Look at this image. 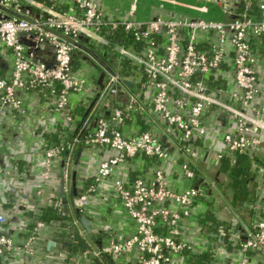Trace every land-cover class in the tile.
Masks as SVG:
<instances>
[{"label":"built area","instance_id":"1","mask_svg":"<svg viewBox=\"0 0 264 264\" xmlns=\"http://www.w3.org/2000/svg\"><path fill=\"white\" fill-rule=\"evenodd\" d=\"M129 1L126 14L114 17L106 15L96 0H0V6L4 8H0V54L10 62V65L0 64V109L16 112L22 109L23 93L48 90L55 99L47 111L71 124L77 118L70 111L73 96H77L75 102L85 103L93 95L73 142L115 151V155L99 163L94 183L77 195L74 207L82 215H88L92 210L90 194L98 183H108L131 220L133 232L120 238L109 237L99 245L92 243L93 246L70 254L67 264H83L102 256L117 260L125 258L132 264H187L186 253L194 251L192 243L184 238L186 224L194 219L193 206L202 198L206 188L216 186L205 181L182 190L170 187L161 168L168 151L160 139L151 130L138 131L133 135L124 132L126 122L134 118L135 111L154 113L164 122L161 134L171 138L177 150L174 164L190 180L196 178V172L191 168L194 162L189 148L183 143L205 135V114L210 104L226 109L236 126L233 134L223 135L226 152L219 154V158L230 156L233 162L235 152L257 146L260 141L258 134L264 131V121L260 117L262 110L251 106L256 93V77L254 52L248 40L249 36L264 34V2L259 4L258 18L249 14L248 5L234 12L228 7L227 0H217L230 17L227 21L162 17L142 21L133 17L138 0ZM157 1L160 5L170 3L205 10L203 6L178 0ZM118 29L130 32L140 42V48L133 49L106 34ZM52 31L80 43L82 37H87L119 58L135 64L146 75L140 90L134 92L123 81L127 76L136 83L138 77L123 75L110 67L114 74L103 69L106 77L94 96V68L81 61L82 64L75 69L73 50L76 47ZM198 31L212 32L216 37L208 50H200L196 46ZM162 33L165 43L163 50L157 52L154 35ZM183 34L187 40L182 47L180 36ZM227 42L232 47L233 78L241 90L240 94L230 96L231 100L238 101L237 105L214 97L203 82V77L222 67ZM43 47L49 48L51 61L40 56ZM141 95L147 96L149 108L143 104ZM110 96L116 99L124 96L127 101L121 107L112 106L114 103L109 101ZM115 104L120 105V101ZM100 107L111 108L110 118L92 120ZM85 131L87 133L80 138ZM172 131L176 132L175 138L171 136ZM60 151L56 146L43 148L44 178H48ZM140 155L147 157L154 166L149 178L137 176L123 181L112 177L116 166ZM179 157L183 161H179ZM67 171L66 167L65 176ZM35 194L39 197L41 189ZM4 223L5 217L0 213V264L18 248L23 254L24 264H29L28 258L35 251L38 232L45 223L33 219L21 246L15 245L2 232ZM76 224L79 225L78 222ZM218 235L217 243H225L226 231L220 228ZM229 238L237 240L232 249L237 254L235 264H264V219L253 221L241 236L230 232ZM208 247L214 251L212 246Z\"/></svg>","mask_w":264,"mask_h":264},{"label":"crops","instance_id":"2","mask_svg":"<svg viewBox=\"0 0 264 264\" xmlns=\"http://www.w3.org/2000/svg\"><path fill=\"white\" fill-rule=\"evenodd\" d=\"M108 16L121 17L129 10V0H96ZM180 2L194 4L202 9H193L185 6L164 3L160 5L157 0L146 3L145 11L136 15L137 20L147 21L152 18H203L216 21H227L230 17L224 13L217 0L197 1L178 0ZM251 0H227L228 7L234 11H240L242 5H248ZM264 2V0H260ZM145 4V3H144ZM148 6V7H147ZM196 39L202 47H209L216 37L212 32L198 31ZM255 60L253 70L256 77V93L251 106L262 110L260 117L264 121V36L252 39ZM40 56L46 61L52 60L49 48L43 47ZM224 63L214 75L217 79V89L220 91H209L214 97L227 103L238 104L237 100H231L232 94H240L241 90L233 78L232 47L227 42L224 45ZM0 54V64L10 65L9 60ZM80 60L85 61L89 67L95 70L94 96L101 89L106 77L103 69L90 60L85 54H80ZM114 69V68H113ZM119 71V67H115ZM135 85V83H134ZM22 109L16 112L0 109V213L5 217L2 231L10 237L14 244L21 246L25 231L33 219L48 208L56 209V218L44 222L45 225L38 232L35 251L28 258L29 264H67L68 257L74 253L72 244L82 248L73 237V229L78 228L76 222L83 228L80 218L74 217V202L83 190L85 182L97 175L98 165L102 160L115 155V151L107 147L95 145H83L72 143L65 157L59 156L55 159L53 168L48 176L44 178V154L45 132L57 130L61 124L66 122L57 114H50L48 106L55 99L53 93L48 90L42 92H28L22 94ZM110 100L114 96L109 97ZM147 100V96L144 97ZM74 95L72 101L75 102ZM93 95L88 98L86 104L93 101ZM108 101V99H107ZM112 103V102H111ZM88 110V109H87ZM142 112V111H140ZM154 127L157 136L161 134L163 123L154 113L143 111ZM79 117L70 124L75 134L80 125ZM138 119L128 120L124 127L126 135L136 134L138 131ZM206 133L203 137L194 140L192 145L191 159L197 168V179L186 178L174 161L177 159V150L171 138L160 137L164 146L168 149V157L161 162L167 184L177 190L188 188L194 183L211 181L216 188L207 187L202 198L197 200L193 206V220L187 222L184 238L190 241L194 251L204 250L212 246L221 245L222 249L217 251L218 259L214 264H235L237 254L226 252L224 249L227 242L217 243L218 231L228 226L229 233L243 235L250 224L258 219H264V131L259 135V144L247 149V158L244 164L249 167L247 190L252 195L261 199L255 204H244L234 200L229 187V173L222 169L219 154L226 152L223 135L235 132V122L230 113L217 105L210 104L205 114ZM155 135V136H156ZM74 138V137H73ZM172 138H174L172 136ZM68 168L65 176V168ZM153 164L148 158L136 156L130 161L119 164L112 173L113 178L123 181L131 178V171L136 170L140 176L149 178L153 172ZM41 189V195L36 197V190ZM209 195V196H208ZM92 210L84 215L90 228L89 237L95 245L102 244L109 237L120 238L133 232V224L125 215L119 198L108 183H98L96 189L90 194ZM69 217V218H68ZM70 221L67 229L62 225L64 219ZM41 220V219H40ZM222 224L217 231L212 224ZM225 230V229H224ZM103 232L101 243H97L98 235ZM70 234L71 240L66 242L62 235ZM223 237V236H222ZM225 238V237H224ZM90 246V245H89ZM88 246V247H89ZM73 248V246H72ZM77 249V248H75ZM74 249V250H75ZM83 249V248H82ZM106 258L101 264H132L126 259L117 260L114 257ZM1 264H24V257L18 248ZM83 264H90L89 262Z\"/></svg>","mask_w":264,"mask_h":264},{"label":"trees","instance_id":"3","mask_svg":"<svg viewBox=\"0 0 264 264\" xmlns=\"http://www.w3.org/2000/svg\"><path fill=\"white\" fill-rule=\"evenodd\" d=\"M260 3H261L260 0H251L249 3L251 9L249 8L248 12L254 18H258V16H259V4ZM243 8H244V5L241 6L240 10H242ZM106 34L109 35L111 38L118 40L120 43H123L126 46L132 47L133 49H139L140 48V42L135 40L133 35L130 32H127L123 29L108 31V32H106ZM261 36H264V34ZM154 37H155V40L157 41L156 47L154 49L157 50V52H160L163 50V46L165 43V36L162 33V34L154 35ZM254 37L255 36H249L248 37V40L250 41V44L252 46V50H253L252 39ZM186 40H187L186 34H183L180 36V43H181L182 47L185 45ZM80 41L82 44H84L89 49H91L96 54H98V56L104 62H108V60L111 59L112 63L108 64L111 68L115 69V67L118 66L119 72L121 74L138 77L139 81H137L135 83V85H133L131 87V90H133L134 92H138L140 90L141 82L146 79V75L139 67H137L135 64L131 63L127 59L119 58L117 54L111 52V50H109L108 48L95 43L94 41H92L91 39H89L87 37H82ZM196 46L200 50H208L209 49V47H202L200 45L199 41L196 42ZM253 52H254V50H253ZM81 53L85 54L88 57V55L85 52H83L82 50H80L79 48H77V47L74 48V50H73V66L75 69H77L82 64V62L80 60V57H81L80 54ZM203 82L206 85V88L208 91H215V92L220 91L219 89H217L218 79L213 74L208 76V77H203ZM141 98H142L143 104H145L146 107L149 108L150 107L149 102H148V100H146L144 98V95L143 96L141 95ZM116 101H120V105L115 104ZM126 101H127V99L124 96H119L118 99L114 98V99H112L111 102L114 103V105H112V106L121 107V105L125 104ZM78 102H80V103H77V102L73 103L72 102V104L70 105V107H71L70 111L73 113V115L75 117H79L80 118L79 121H81L87 115L88 110H89V106L86 104V102L85 103L83 101H78ZM134 114L136 116V119H138V124H137L139 126L138 131L151 130L153 132V134L156 135L154 127L150 121L151 117L149 118L146 116V114L144 112H139V111H135ZM110 115H111V108L100 107L96 111V114L92 117V120L94 118H98V117L110 118ZM152 115L154 116L156 114H152ZM156 116L160 119V117L158 115H156ZM160 122L164 124V122L161 119H160ZM77 131L74 134L71 130L70 124H67V125L61 124L57 130H50L49 132H45L46 139H45V144L43 147L56 146V147L61 149L59 156L65 157L67 150H68V146H70L72 144L73 137L78 133ZM86 133H87V131L81 133L80 138H83ZM159 135L160 136H157V135L156 136L160 139L161 144L164 146V143L162 142V140L160 138L162 136V134H159ZM171 136H173L175 138L176 132L172 131ZM193 143H194V140L183 143L189 148L190 155H192V148L191 147H192ZM167 151H168V149H167ZM247 154L248 153L246 150H239V151L235 152L233 162H232V158L230 156L221 157L220 162L222 165V169L227 170L229 173V177H230L229 187L233 193L234 200H238L240 203H244V204L249 203L252 205V204L258 203V201H261V199L258 198L257 196L252 195L251 192L249 190H247V187H246V182L249 179L248 178L249 167L244 164V160L247 158V156H248ZM140 156L143 158H147L143 155H140ZM131 159H133V158H130L127 161H130ZM178 160L183 161V159L180 157L178 158ZM191 168L195 170L196 179H197V168L193 165H191ZM130 175H131V178L129 180H131L137 176H140L136 170H132ZM93 180H94L93 178L88 179V181L85 182V186L83 187V190L87 186H89L90 184H93L94 183ZM56 213H57L56 209L54 210V209L48 208L45 212H43L39 216V218L43 222H47V221L49 222V220L56 218ZM73 214H74V217H76V218H78V216L82 215V213L79 212V210L76 208H74ZM40 219H38V220H40ZM62 223H63L62 225L66 229H67V227L68 228L70 227V221L67 218H65ZM221 225L222 224L215 223V224H212V227H213V229H215V231H217L218 227H220ZM223 229H225V231H226V235L224 237H225V242H227V246L224 249H226V252L229 253V252H232L233 247L235 245H237V240L233 239V238H229L228 226L223 225ZM96 234L98 235L97 243H101L100 242L101 241V235H103V232H99ZM62 238L65 242H66V240L68 242L72 239L70 234H64V235H62ZM72 246H73V248H72ZM72 246H71V249H73L74 253L83 251L82 248L76 247L77 246L76 244L75 245L72 244ZM75 248H77V249H75ZM220 249H222L221 245L216 247L214 251L207 249V248H205L204 250H199V251H189L186 253L187 264H214V262L218 259L217 251ZM105 259H106L105 256H102V258H91L89 260V263L90 264H101L102 261H104ZM110 264H113V263H110Z\"/></svg>","mask_w":264,"mask_h":264},{"label":"water","instance_id":"4","mask_svg":"<svg viewBox=\"0 0 264 264\" xmlns=\"http://www.w3.org/2000/svg\"><path fill=\"white\" fill-rule=\"evenodd\" d=\"M0 8L4 9L3 7L0 6ZM9 11V10H7ZM11 12V11H9ZM12 14L16 15L14 12H11ZM53 33H55L56 35H58L61 39L73 44L75 47L79 48L80 50H82L83 52H85L88 57L90 59H92L96 64H98L102 69H104L105 71L114 74L113 70L110 68V66L105 63L99 56L98 54H96L94 51H92L91 49H89L87 46H85L84 44L73 40L72 38L56 32V31H52ZM123 81L124 83L128 86V87H132L134 85V81L131 80L129 77L124 76L123 77ZM80 222L83 226V228L80 226V224L78 225V228L73 229V237L74 239L77 241V243L83 248V249H87L88 246H93L91 239L88 235V233H90V228L88 226V222L85 218L84 215H81L80 218ZM106 258H110L108 256H105Z\"/></svg>","mask_w":264,"mask_h":264},{"label":"rangeland","instance_id":"5","mask_svg":"<svg viewBox=\"0 0 264 264\" xmlns=\"http://www.w3.org/2000/svg\"><path fill=\"white\" fill-rule=\"evenodd\" d=\"M148 1H150V0H138V1H137V3H136V9H135V11H134V15H133V17L136 18V15H137L139 12L145 11L146 8H144V7H145L146 4H148V3H146V2H148ZM129 2H130V1H129ZM144 3H145V4H144ZM147 7H148V6H147ZM105 63L110 64V63H112V60L109 59L108 62H105Z\"/></svg>","mask_w":264,"mask_h":264}]
</instances>
